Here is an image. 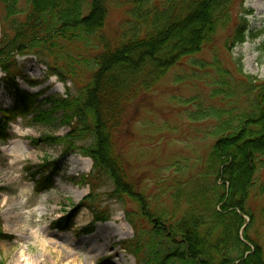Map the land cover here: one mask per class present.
Listing matches in <instances>:
<instances>
[{"label":"trees","instance_id":"obj_1","mask_svg":"<svg viewBox=\"0 0 264 264\" xmlns=\"http://www.w3.org/2000/svg\"><path fill=\"white\" fill-rule=\"evenodd\" d=\"M20 1L28 5L22 20ZM243 2L126 0L127 20L111 40L102 34L105 0H0L5 13H0L5 74L0 82L15 102L2 114L7 120L35 115L31 122L56 121L69 129L46 142L91 160L93 180L87 185L92 192L94 181L106 178L113 184L112 198L137 206L136 213L126 214L134 239L122 246L136 264H264V80L241 69L235 79L214 49L219 33L225 35L226 49L243 44L247 36L258 37L238 12ZM207 50L209 59L202 56ZM259 51L264 52V42ZM15 55L38 58L48 75L70 85L65 94L37 106L40 95H28L18 84ZM182 63L191 70L174 75L175 83L203 80L212 88L209 98H219L223 106L202 108L199 103L185 113L190 122L214 121L207 134L213 140L209 155L186 182L185 165H172L181 177L161 192L162 203H147L128 182L116 143L136 100ZM237 96L245 98L244 107L234 106ZM5 126L0 120L2 142L11 139ZM32 177L36 194L51 188V175ZM181 203L185 206L179 211ZM6 238L0 232V239Z\"/></svg>","mask_w":264,"mask_h":264},{"label":"rangeland","instance_id":"obj_2","mask_svg":"<svg viewBox=\"0 0 264 264\" xmlns=\"http://www.w3.org/2000/svg\"><path fill=\"white\" fill-rule=\"evenodd\" d=\"M107 18L102 34L117 39L127 20L126 0H105ZM240 0H237V3ZM19 16L28 12L26 1H20ZM257 38L247 36L243 44L226 49L224 33L215 40V53L224 67L237 78L241 69L246 76L264 80V0H244L238 10ZM0 13L4 8L0 5ZM1 28V23H0ZM203 57L210 58L209 51ZM15 72L20 88L28 95H40L41 105L52 96H63L64 86L35 56H14ZM182 63L167 75L151 93L139 98L129 109L124 132L116 143L128 182L137 194L149 203H162L161 192H167L176 177L172 165H185L186 177L198 173L209 155L213 140L207 136L215 127L214 121L190 122L187 111L196 104L206 108L221 107L219 98L210 99L212 88L203 80L191 78L175 83L174 75L190 72ZM5 76L0 69V81ZM212 76V73H211ZM195 98L193 105L185 100ZM15 102L0 82V120L11 139L0 141V264H136L133 256L122 246L134 239V230L127 213H136L137 206L125 199L120 202L110 195L113 184L109 179L94 181L92 192L87 182L92 162L78 152L64 154L62 147L46 142L64 137L69 129L56 121L36 123L35 115L10 117L1 111L14 109ZM193 106V107H192ZM234 106H245L244 97H235ZM51 175V188L36 194L33 174ZM38 179L34 177V181ZM168 208L171 203L164 201ZM252 207L253 202L249 203ZM185 204L181 203L180 210ZM61 228H57V226ZM104 235H110L104 238Z\"/></svg>","mask_w":264,"mask_h":264},{"label":"bare ground","instance_id":"obj_3","mask_svg":"<svg viewBox=\"0 0 264 264\" xmlns=\"http://www.w3.org/2000/svg\"><path fill=\"white\" fill-rule=\"evenodd\" d=\"M109 236H110V235H104L103 237H104V238H108Z\"/></svg>","mask_w":264,"mask_h":264}]
</instances>
